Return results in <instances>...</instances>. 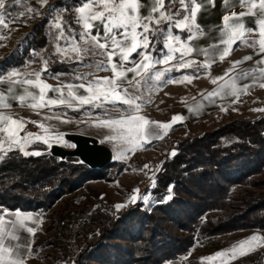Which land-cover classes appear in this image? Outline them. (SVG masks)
<instances>
[{
  "label": "rangeland",
  "instance_id": "1",
  "mask_svg": "<svg viewBox=\"0 0 264 264\" xmlns=\"http://www.w3.org/2000/svg\"><path fill=\"white\" fill-rule=\"evenodd\" d=\"M253 2L259 4V0H250L249 7ZM5 3L6 9L0 10V13L4 14V22L7 24V27L0 25V37H4V39H0V45H4L0 47V61L2 60L0 75L7 76L11 72H16L18 75L13 76L11 80L19 81V83H12L8 80L0 83V93L10 92L9 89H11L17 98L9 109L4 110L5 113L10 112L11 116L12 114L16 115L13 117H17L18 121L23 122L24 130L22 129V136L18 135V137L22 138L27 133L33 134L29 138L32 142L29 141L24 145L25 151L40 152L41 155L28 156L46 155L49 147L43 141L49 139L50 136L62 137V140L50 139L51 144H57L65 149L73 148V145L67 142L63 135L75 131L96 138L100 144L111 150L113 156L111 166L102 171L99 177L86 181L84 187L73 194L59 198L47 212L19 213L0 209V214H4L3 219L0 220V236L4 237V243L6 245L19 243L31 246V255L26 258V264H72L73 257L75 258L80 249L97 235L100 223L118 217L130 207L141 212L148 211L154 206L153 190L155 186H153V181L156 182V176L161 170L163 162L171 158L173 152L176 153L175 147L178 143L185 139L201 137L203 134L213 132L233 121L246 122L264 117V87H260V84L264 83V72L261 71L264 69V63L256 62L257 59H264V53L257 54L258 43L255 47L249 46L251 42L260 39L258 30L260 27L257 20L258 17L264 18V12L258 8L253 9L255 15H245L247 21L244 19L248 24L247 29H255V32H248L243 37H239L238 41L231 46L234 50L222 61L208 60L211 63L210 68H197V65L203 64L205 61L200 62L194 54H191L185 59L195 60L197 65L182 69L180 72L173 70L166 75V79L169 80L178 79L184 75L193 76L190 83L186 81L161 83L155 87L141 84L139 91L133 93L142 96V100L137 101L142 105L137 115L149 122L156 123L144 125L142 120L136 121L135 140L132 143H124L119 139V132L124 131L123 129L113 131L94 126L97 120L120 119L122 115L126 114L113 111L110 104H105L103 108H92L85 105L80 110H73L65 106L53 109L45 108L44 110H26L25 100L22 106L19 99L22 95L29 98V95L25 93L28 86L32 88V93L38 96L39 88L23 83L26 80H35V76L30 74L36 72H41V81L49 79L59 83V86L62 84L79 85L113 76L110 69L100 70L95 67L98 63L107 64V57L104 55L89 54L82 61L77 62L75 59L68 61L55 52L57 46L67 47V42L55 39L58 30L51 25L57 12L50 10L54 7L57 10L66 9L61 17L65 22V34L73 36L79 41L77 34L83 29L75 23L78 15L75 9L81 6L83 0H47V3L43 5L38 0H20L19 3H15V0H5ZM165 3L167 6V0ZM232 5L226 7L224 0H215V7L208 4L207 10H202L198 15L200 17L206 14L209 16L208 21H205L208 27L222 26L223 21L213 19L214 15L221 17L225 14L231 15L233 12L237 14L247 12V8L240 6L239 0H232ZM177 7H179L178 3L172 6V10L175 11ZM29 8L34 11L29 12ZM159 27L166 29L168 25L162 23ZM172 31L182 38L188 35L187 32H181L179 29L173 28ZM159 35L158 33L157 37ZM16 36L19 37L18 41L8 51L11 40ZM157 37H152L156 41L153 54L159 57L162 55L164 40L162 37L159 39ZM223 47L224 45L221 48ZM96 51L102 50L97 49ZM249 56L252 59L248 60L246 68L240 67L241 63L232 68L233 62L242 61L244 57ZM133 57L137 61L140 59L135 54ZM44 61H47L46 72H42L45 67ZM175 63L176 61L172 62V64ZM165 67H171V65L157 64L153 71L163 70ZM245 72L249 73L246 80L243 83L242 79L236 80L235 86L240 89H243L245 85L250 87L239 92L238 99L235 95L208 97L209 93L219 91L221 86L228 85L234 77H239ZM132 75V73H128L129 78H132ZM78 76L85 79H76L75 77ZM218 77H223V79L217 80L215 84L211 82ZM137 79L139 78L137 77ZM52 85L55 86L56 83ZM79 94L87 95L84 89H79ZM206 97L208 98L206 99ZM144 101L147 102L144 103ZM117 107L126 109L125 105H117ZM26 112L31 115L32 119L22 121L20 116ZM54 114L60 115L61 118H53L50 120L51 122H47L49 123L47 125L45 117L54 116ZM176 116L182 117V120L172 123L173 117ZM62 120L68 122L64 123ZM37 124H43L44 128L38 127ZM159 124H171V128L161 129L158 127ZM149 128H154L159 132L161 138L147 137L146 133ZM44 129H47V133ZM37 135L41 139H36ZM108 136H116L117 139L106 140ZM0 140L6 141L3 146L7 149V137L0 133ZM12 148L19 150V145H13ZM117 154L121 155L120 159L116 158ZM146 165L147 167H145ZM133 196L136 197L134 201ZM145 196L148 197L147 202L143 200ZM168 196L172 197V191L170 192L169 189L164 201L170 200L167 199ZM117 205L124 206L118 209ZM12 221H15V225L11 223ZM21 225L33 228L34 235ZM13 234L18 235L19 240L12 239ZM254 235L260 237V241L253 242L254 250L232 259V253L229 250L234 245L238 247V242ZM261 243H264V232L258 230L238 231L199 242L190 249L185 257L164 264H234L245 256L260 252L263 249L260 246ZM21 251H27V249L22 248ZM222 251L229 252L228 256L218 257L212 261L203 259L215 256L216 253Z\"/></svg>",
  "mask_w": 264,
  "mask_h": 264
},
{
  "label": "trees",
  "instance_id": "2",
  "mask_svg": "<svg viewBox=\"0 0 264 264\" xmlns=\"http://www.w3.org/2000/svg\"><path fill=\"white\" fill-rule=\"evenodd\" d=\"M175 149L156 176L154 206L100 223L72 264H164L205 240L264 232V117L230 122ZM110 166L92 170L77 159L10 151L0 161V209L47 212ZM168 189L172 198L164 201ZM234 264H264V247Z\"/></svg>",
  "mask_w": 264,
  "mask_h": 264
},
{
  "label": "snow or ice",
  "instance_id": "3",
  "mask_svg": "<svg viewBox=\"0 0 264 264\" xmlns=\"http://www.w3.org/2000/svg\"><path fill=\"white\" fill-rule=\"evenodd\" d=\"M19 2L20 0H15V3ZM38 2L43 5L47 3V0H38ZM249 2L250 0H239L240 6L247 8V12H241L239 14L233 12L231 15L225 14L222 18V26H215L220 34L219 41L210 45V48L219 55L221 61L234 50L231 45L235 42L236 38L243 37L248 32H255V29H246L240 17L244 15H255L253 9L256 8L264 12V0H259L258 5L254 2L251 3L250 7ZM177 3L179 7L173 11L172 6ZM208 4L215 7V0H167V6L165 0H152V6L148 15L143 16L140 13V9L144 7L141 0H83L81 6L75 9L78 13L75 23L83 29L77 34L79 41L75 37L65 34V22L62 21L61 17L63 11L66 9L57 10L54 7L50 11L57 12L51 25L58 30L55 39L67 42V47L57 46L55 52L68 61L75 59L77 62L82 61L89 54L104 55L107 57V64L98 63L95 67L100 70L110 69L113 76L111 78L105 77L102 80L88 81L87 83H81L79 85L62 84L59 88H51V86L41 81V72L30 74L34 75L36 79L26 80L23 83L39 88V94L37 96L36 94L30 93L28 89H25V93L31 96L33 101L28 106L37 110L45 107L51 108L53 106H65L73 110H80L85 105L92 108H103L105 104H110L112 105L113 111L125 112L126 114L122 115L120 119L97 120L94 126L108 128L113 131L123 129L124 131L119 132V139L124 143H132L135 140L134 129L136 121L142 120L144 125L156 123L149 122L137 115L142 106L137 101H141L142 96L134 95L133 93L139 91L141 84L148 87H155L161 83H182L185 81L190 83L194 78L193 76L184 75L178 79L169 80L166 79V75L173 70L180 72L182 69L197 65L195 60L185 59L186 56L191 55L193 52L203 54L205 57L209 56L208 48L201 49L198 45L192 44V41L198 40L200 37L208 34L197 23L198 14L202 10L206 11V5ZM224 4L226 7L233 6L232 0H224ZM5 9V0H0V10ZM28 11L32 12L34 9L29 8ZM157 13L158 15H156ZM162 23L167 24L168 27L166 29L159 27ZM258 23L260 27V39L251 42L249 46L255 47L258 43L259 51L257 54L259 55L260 53H264V18L258 17ZM0 25L7 27V24L4 22V14L2 13H0ZM173 28L179 29L181 32H187L188 35L183 38L180 35H175L172 31ZM101 29H103L102 32ZM158 33L160 35L157 37ZM152 37H157V39L162 37L164 40V48L161 50L162 55L159 57L153 54L156 41ZM0 39H4V37H0ZM220 45H224V47L221 48ZM2 46L4 45H0V47ZM97 49L102 51L98 52L96 51ZM73 53L75 55H72ZM133 54L140 59L137 61L133 57ZM114 57H118V59L114 60ZM250 59L252 57L249 56L244 57L242 61H235L232 64V68ZM173 61H176V63L172 64ZM261 63H264V59L261 60ZM44 64L45 67L42 69V72L47 71V61H44ZM157 64L171 65V67L153 71ZM199 67L210 68L211 64L206 59L203 64L197 65V68ZM261 71L264 72V69ZM128 73L133 74L132 78L128 77ZM17 75L18 73L16 72H11L7 76L0 75V83L6 80L12 83H19V81L11 80L13 76ZM248 75L249 73L245 72L239 77H234L228 85L221 86L219 91L209 93L208 97L235 95L238 99V93L245 91L250 86L245 85L243 89L237 88L235 86L236 80L246 79ZM75 78L85 79L82 76ZM219 79H223V77L215 78L211 82L215 84ZM260 87H264V83H261ZM79 89H84L87 95L79 94ZM129 89H132V91H129ZM65 90H67L66 93ZM49 91L59 93V95L49 97ZM19 99L23 106L25 96L22 95ZM146 102L144 101V103ZM117 105H125L126 109H121ZM0 106L7 108L10 105L4 103L3 97H0ZM53 118L60 119L61 117L57 114L47 117V119ZM180 120H182V117H173L172 123ZM62 122L67 123L68 121L62 120ZM0 124H4L3 127H0V132L5 134L8 143V148L5 149L3 145L6 141L0 140V161L5 158L9 151L13 150V145H19V151L25 156L41 155L40 152L30 153L25 151L24 145L29 142V138L33 134L27 133L22 138L18 137V130H22L24 126L23 122L0 115ZM11 125H15L16 127L12 128ZM37 126L44 128L43 124H37ZM158 127L167 130L171 128V124H159ZM44 130L47 133V129ZM146 136L161 138V134L154 128H149ZM35 138L38 140L41 139L39 135ZM50 139L62 140V137L50 136L49 139H45L43 142L49 148L52 147V144L49 142ZM113 139H117V137H106V140ZM172 155H175V152ZM116 158L120 159L121 155L117 154ZM153 186H155L154 181ZM169 191L171 192V189ZM171 198V196L167 197V199ZM132 199L134 201L136 197L133 196ZM143 200L147 202L148 197H143ZM123 206L117 205L116 207L119 209ZM3 215L0 214V220L3 219ZM17 216H19V213H17ZM11 223L15 225V221ZM21 227H26L27 231L34 235L35 230L33 228L27 225H21ZM12 239L19 240V236L13 234ZM254 241H260V237L254 235L238 242V247L234 245L229 250L232 253L231 258L236 259L238 256L246 255L248 252L253 251L254 247L252 245ZM260 246L264 247V243H261ZM22 248H26L27 251H21ZM229 252H218L215 256L203 259L212 261L218 257L228 256ZM30 255V245H22L19 243L6 245L4 243V237L0 236V264H26V258Z\"/></svg>",
  "mask_w": 264,
  "mask_h": 264
},
{
  "label": "crops",
  "instance_id": "4",
  "mask_svg": "<svg viewBox=\"0 0 264 264\" xmlns=\"http://www.w3.org/2000/svg\"><path fill=\"white\" fill-rule=\"evenodd\" d=\"M141 2H142V4L144 5V7H142L141 9H140V13H141V15H143V16H147L148 15V13H149V10H150V8H151V6H152V0H141ZM207 6V5H206ZM207 8V7H206ZM208 9H209V6H208ZM213 19H220V21L222 20V18H223V16L221 15V17H218L217 15H214L213 17H212ZM208 19H209V16L206 14L205 16H201L200 17V15H198L197 16V23L199 24V25H201L203 28H204V30H205V32H207L208 34L207 35H205V36H202V37H200L198 40H194V41H192V44H194V45H198L201 49H204V48H208L209 49V56L208 57H205L203 54H197L196 52H193L192 54H194V56L196 57V58H198L199 60H200V62H204L206 59L207 60H210V61H219L220 60V58H219V55L218 54H216L211 48H210V45H212L213 43H217L218 41H219V35L220 34H218V31H217V29H215V27H208V25H207V23L205 22V21H208ZM245 19V15L244 16H242V17H240V20H242L243 22H244V26H245V28L247 29V27H248V24H247V20L245 21L244 20ZM257 22H258V20H257ZM258 30L260 31V28H258ZM103 31V29H101V32ZM93 34H95V32H93ZM211 36V37H210ZM19 37L18 36H16V37H14L12 40H11V42H10V46L8 47V51H10L14 46H15V44H16V42L18 41L17 39H18ZM239 38V37H238ZM238 38H236V40H235V42L232 44V45H234L238 40ZM231 45V46H232ZM220 47H222V45H220ZM116 58L117 57H114V59L116 60ZM262 59H257V61L256 62H260ZM2 61V60H1ZM0 61V62H1ZM249 62H248V60L247 61H244L243 63H241V65H240V67H243V68H246L247 67V64H248ZM211 64V63H210ZM258 64H260V63H258ZM246 79H242V83L245 81ZM42 82L43 83H45V84H47V85H49V86H51V88H59V87H61V85L59 86L58 84L59 83H57V82H52V80H49V79H46V80H42ZM54 83H56V85L55 86H53L52 84H54ZM27 89L28 90H31V92L30 93H32V88L30 87V86H28L27 87ZM59 95V93H54V92H51V91H49L48 92V96L49 97H54V96H58ZM0 97H3V102L4 103H7L8 105H10L9 107H11V105H13V103L14 102H16V101H14V100H17V98H16V96L14 95V93L13 92H2V93H0ZM31 103H33V101H32V99H31V96H29V98H27L26 96H25V109L27 110H33V108H31V107H29L28 105L29 104H31ZM9 107H7V108H4V107H2V106H0V115H4V116H8V117H10L11 119H13V120H16V121H18L17 120V117H13V116H16V115H14V114H12V116L11 115H9V113L10 112H6L5 113V110L4 109H9ZM59 107H61V106H53V107H51V108H48V107H45L46 109H53V108H59ZM45 108H42L43 110L45 109ZM49 114L47 113V116H48ZM21 119H22V121H24L25 119H32V117H31V115L28 113V112H26V113H23V114H21ZM69 119H72V118H69ZM45 122L47 123V122H51L50 120L51 119H47V117H45ZM4 125V124H3ZM47 125H49V123H47ZM1 127H2V124H1ZM11 127L12 128H15L16 126L15 125H11ZM24 130V129H23ZM23 130H19L18 131V135H20V136H22L21 134H22V132H23ZM66 131V130H65ZM68 132V131H67ZM0 133H2V134H4L3 132H0ZM74 133H77V134H81V135H89V134H83L82 132L80 133L79 131H75ZM66 134V133H65ZM5 135V134H4ZM19 136V137H20ZM90 136V135H89ZM29 141H30V139H29ZM30 142H32V141H30Z\"/></svg>",
  "mask_w": 264,
  "mask_h": 264
},
{
  "label": "water",
  "instance_id": "5",
  "mask_svg": "<svg viewBox=\"0 0 264 264\" xmlns=\"http://www.w3.org/2000/svg\"><path fill=\"white\" fill-rule=\"evenodd\" d=\"M64 139L73 145L71 149H65L57 144H52L48 153L60 161L77 159L79 163L92 170H101L112 162V152L107 147L91 136L66 133Z\"/></svg>",
  "mask_w": 264,
  "mask_h": 264
}]
</instances>
